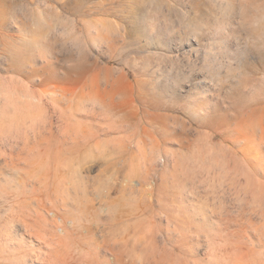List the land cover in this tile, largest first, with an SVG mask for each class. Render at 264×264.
Masks as SVG:
<instances>
[{
    "label": "rangeland",
    "instance_id": "obj_1",
    "mask_svg": "<svg viewBox=\"0 0 264 264\" xmlns=\"http://www.w3.org/2000/svg\"><path fill=\"white\" fill-rule=\"evenodd\" d=\"M0 264H264V0H0Z\"/></svg>",
    "mask_w": 264,
    "mask_h": 264
}]
</instances>
